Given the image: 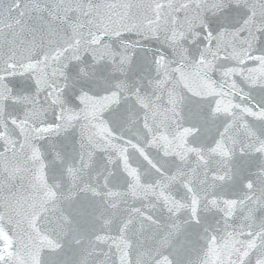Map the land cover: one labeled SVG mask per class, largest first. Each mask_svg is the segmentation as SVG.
<instances>
[{
    "label": "snow or ice",
    "instance_id": "obj_1",
    "mask_svg": "<svg viewBox=\"0 0 264 264\" xmlns=\"http://www.w3.org/2000/svg\"><path fill=\"white\" fill-rule=\"evenodd\" d=\"M0 264H264V0H0Z\"/></svg>",
    "mask_w": 264,
    "mask_h": 264
}]
</instances>
